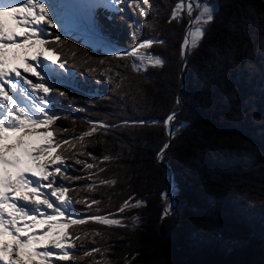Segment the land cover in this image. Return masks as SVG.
Here are the masks:
<instances>
[{"label":"trees","instance_id":"obj_1","mask_svg":"<svg viewBox=\"0 0 264 264\" xmlns=\"http://www.w3.org/2000/svg\"><path fill=\"white\" fill-rule=\"evenodd\" d=\"M211 1L214 20L198 47L187 55L186 64L179 46L187 19L168 22L177 0H149L147 6L142 0H125L128 12L121 9L111 22L100 16L102 32L125 49L153 36L165 39L163 46L147 50L165 59L162 68L149 66L137 73L131 70V61L112 59L111 64L119 66L109 80L101 75L103 69L90 71L98 60L113 55L104 47L87 46L79 40L84 38L74 34H62V44L48 45L56 48L60 62L68 61L66 66L78 74V80L88 81L94 89L83 94L59 87L67 98L58 109L67 118L57 121L53 130L57 141L69 140V145L58 149L71 165L63 175L66 186L71 185L66 195L87 200L75 204L82 217L111 213L109 218L127 225L88 222L67 229L73 237L79 236L69 243L84 244L73 255L92 247L101 249L83 257L82 264L93 260L99 264H264V0ZM53 39L54 35L48 38ZM177 97L182 100L179 130L163 160L157 153L170 136L161 126L97 131L84 138V147L74 139L90 130L89 119L109 124L163 119L176 107ZM104 156L114 159L104 161ZM76 160L95 167L87 169ZM163 162L174 174L177 213L162 219L166 203L161 193L169 191L170 179ZM91 173L97 186L89 191ZM101 180L116 183L100 184ZM130 198L146 205L119 212ZM92 199L100 203L88 207ZM136 215L138 222L131 219Z\"/></svg>","mask_w":264,"mask_h":264},{"label":"snow or ice","instance_id":"obj_2","mask_svg":"<svg viewBox=\"0 0 264 264\" xmlns=\"http://www.w3.org/2000/svg\"><path fill=\"white\" fill-rule=\"evenodd\" d=\"M121 2L122 0H0V264H82L83 257L99 253L101 249L92 247L80 256L73 255L84 244L69 243L79 239V236L73 237L67 229L88 222L127 226L122 219L109 218L113 215L111 213L108 216L82 217L75 204H87V200H73L66 195L71 185L66 186L67 177L61 173L62 170L68 172L71 165L69 158L58 153L57 149L62 145H69V140L57 141L58 133L53 130V125L62 118H67L58 109L63 103L62 98H67V93L60 91L58 85L71 87L83 94H89L94 89L88 87V81L78 80V74L66 67L67 60L60 62L56 48L48 47L50 43L62 44V34L51 33L54 35L52 41L44 38L50 35L49 26L53 29L57 27L54 20L60 9L76 11L77 19L83 26L99 33L97 9L118 13L120 9L117 5ZM142 2L149 5V0ZM50 8L53 10L51 13ZM215 11L210 0H177L173 5L168 22L180 23L187 19L185 34L179 46L180 59L185 64L187 55L198 47L207 25L214 20ZM141 14H144V9H141ZM108 19L111 20L112 17L109 16ZM165 43V39L153 36L137 42L131 49L111 48L113 55H106L104 59L98 60L96 67L90 68V71L103 69L101 75L111 80L113 69L119 66L112 65V59L131 61V70L137 73L147 71L149 66L162 68L165 59L160 55L148 54L147 50ZM181 104V98L177 97L176 107L163 119L122 120L113 124H109L107 120L89 119L90 130L74 139L84 147V138L97 131L107 134L112 128L144 124L161 126L165 134L171 137L179 130L176 123ZM168 147L169 143L166 142L157 153L158 160H163ZM112 159L114 158L111 156L103 157L104 161ZM75 163L85 164L87 169L95 167L93 163L81 160H76ZM94 174L89 175V191L97 186L95 181H91V175ZM115 183V180L100 181V184ZM169 195L170 192L161 193L166 201L162 219L171 210V205L167 204ZM132 200L133 198L125 200L118 211L122 213L127 208L146 205V201L135 200L133 203ZM99 203V200L92 199L88 207ZM131 219L138 222L139 216ZM95 235L101 233L96 231ZM91 243L95 244L96 241L92 240ZM92 264L99 262L93 260Z\"/></svg>","mask_w":264,"mask_h":264},{"label":"rangeland","instance_id":"obj_3","mask_svg":"<svg viewBox=\"0 0 264 264\" xmlns=\"http://www.w3.org/2000/svg\"><path fill=\"white\" fill-rule=\"evenodd\" d=\"M210 2L212 3L211 0H210ZM214 7H215V5H214ZM63 10H65V9H63ZM49 11L51 13L53 10L50 8ZM58 11H59V15L54 20V23L57 24V27L56 28H58L59 30H61L63 33L73 32V33H76L77 36H81L83 38H86V41L89 42V43H91V44L105 46V49H107V50H110L111 48H113V46L111 44H109V43H113L112 40H110V39L104 40V38L101 39L100 38L101 36H98L92 30H89V28H86L85 26H83L79 22V20L77 19V17H76V19L74 21H68L66 17L60 16V13H62V12H60V10H58ZM128 11L129 10L127 8H125V4H124L123 12H128ZM74 12H75L74 15L75 14L78 15L76 11H74ZM126 16L128 17V13H127ZM52 31H53V28L51 26H49V33L50 34L53 33ZM89 31L90 32L92 31L93 37H91L90 35H88L89 34ZM94 36L95 37L97 36V39L94 38ZM115 45H116L115 48H125L124 45H122L121 43H117L116 41H115ZM49 63H52V62H49ZM31 78H33V77H31ZM224 154H228V153H224ZM225 156H227V155H225ZM221 158H224V157H221ZM218 159H220V158H218ZM63 172L64 171L62 170V173ZM62 173H61V175H62ZM237 173L239 174L240 172L237 171ZM172 198L175 201L174 206H173V204L171 202V199L169 197L167 199V204H170L171 205L170 213L167 216H174L177 213V202H176V200L174 198L173 193H172ZM165 203H166V201H165Z\"/></svg>","mask_w":264,"mask_h":264},{"label":"water","instance_id":"obj_4","mask_svg":"<svg viewBox=\"0 0 264 264\" xmlns=\"http://www.w3.org/2000/svg\"><path fill=\"white\" fill-rule=\"evenodd\" d=\"M172 137H173V136L170 137L168 143L171 142ZM163 163H164V162H163ZM164 164H165V166H166V168L168 169L169 174H170V179H169V191H168V192H170V195H169L168 197L171 199V202H172V204H173V206H174L175 201H174L173 198H172V190H173V187H174V184H175V181H174V174H173L171 168H170L166 163H164Z\"/></svg>","mask_w":264,"mask_h":264},{"label":"bare ground","instance_id":"obj_5","mask_svg":"<svg viewBox=\"0 0 264 264\" xmlns=\"http://www.w3.org/2000/svg\"><path fill=\"white\" fill-rule=\"evenodd\" d=\"M61 14L66 17L68 21H74L76 19V16L72 10H68V12L65 10Z\"/></svg>","mask_w":264,"mask_h":264}]
</instances>
